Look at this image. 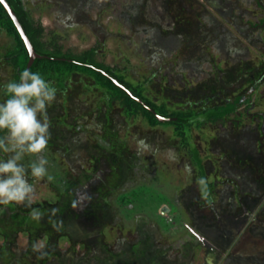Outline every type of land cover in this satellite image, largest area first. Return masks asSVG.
Masks as SVG:
<instances>
[{
  "label": "rangeland",
  "instance_id": "rangeland-1",
  "mask_svg": "<svg viewBox=\"0 0 264 264\" xmlns=\"http://www.w3.org/2000/svg\"><path fill=\"white\" fill-rule=\"evenodd\" d=\"M23 2L47 47L95 50L98 63L129 80L150 79L149 94L170 106L201 109L245 96L251 107L194 131L207 181L216 182L207 199L172 127L127 119L120 103L76 75L48 109L51 179L29 177L32 204H59L71 186L88 204L111 142H123L131 162L104 198L100 225L77 217L52 236L20 232L7 259L0 236V264H264V0ZM12 44L0 32V101L15 73L5 61ZM121 196L131 201L122 205Z\"/></svg>",
  "mask_w": 264,
  "mask_h": 264
},
{
  "label": "trees",
  "instance_id": "trees-1",
  "mask_svg": "<svg viewBox=\"0 0 264 264\" xmlns=\"http://www.w3.org/2000/svg\"><path fill=\"white\" fill-rule=\"evenodd\" d=\"M6 1L15 12L26 36L40 56L34 61L31 71L39 72L61 92H66L70 80L76 75L82 74L91 78L95 82V86L104 92L107 102L111 104L120 103L127 119L143 118L151 128L172 127L174 134L181 139V147L187 151L191 159L195 175L200 180L203 194L207 199H212L216 182L207 181V169L204 158L201 157L200 150L194 142V131L201 129L208 123L230 119L243 105L248 110L251 107L250 98L244 99L245 96H239L227 100L224 104L202 107L201 109L170 106L167 101L157 100L149 94L150 79L142 82L129 80L125 74L117 69L98 63L95 59V50L74 55L65 53L62 47L56 43L52 44V49L47 47L42 38L44 28L34 23L23 0ZM0 32H4L13 41L11 49L5 54V61L15 71L12 81L18 80L21 71L28 68L30 53L18 27L1 1ZM6 98L4 91V100ZM123 145V142H111L108 155L105 156L107 167L103 176L104 179L92 188L94 196L88 204H80L78 199L80 189H73L71 186L70 191L64 192L62 199L60 197L59 204L49 201L46 204L40 202L32 204V208L39 209L42 213L38 220L32 218L30 215L31 208L26 205H0V236L6 239L7 244L2 252L5 258L7 259L11 253L13 238L20 232L29 231L32 236L36 237L44 231V233L52 236L54 233H62L61 229L67 222L72 218L77 220V217L80 220H85V223L88 221L87 227L100 225L106 215V211H103L105 209L104 198L111 192L112 189L109 188L118 182L121 174L126 170L124 165L131 162L130 158L126 159L123 156L122 150L126 148ZM112 152L118 153V157H114ZM107 176H109L108 180ZM93 178L95 177L93 176ZM130 199V196L119 197L122 205L125 204V201L129 203ZM53 209L56 210L55 214H53Z\"/></svg>",
  "mask_w": 264,
  "mask_h": 264
},
{
  "label": "clouds",
  "instance_id": "clouds-1",
  "mask_svg": "<svg viewBox=\"0 0 264 264\" xmlns=\"http://www.w3.org/2000/svg\"><path fill=\"white\" fill-rule=\"evenodd\" d=\"M2 87L7 98L0 101V152L7 158H0V205H26L38 220L42 213L32 208L35 188L29 177L51 179L46 158L51 137L48 109L56 102L58 90L30 69ZM26 156L35 157L27 167ZM40 247L34 245V251Z\"/></svg>",
  "mask_w": 264,
  "mask_h": 264
},
{
  "label": "water",
  "instance_id": "water-1",
  "mask_svg": "<svg viewBox=\"0 0 264 264\" xmlns=\"http://www.w3.org/2000/svg\"><path fill=\"white\" fill-rule=\"evenodd\" d=\"M1 3L5 6V8L8 10L9 14L11 15L13 21L15 22L16 26L18 27L21 35H22V38L23 40L25 41L26 43V46L29 50V53H30V62L28 64V68L27 69H30L32 68L33 66V63L34 61L39 58L40 56L36 53L32 43L30 42V40L28 39V37L26 36V33L24 32V29L23 27L21 26L15 12L13 11V9L11 8V6L9 5V3L6 1V0H0Z\"/></svg>",
  "mask_w": 264,
  "mask_h": 264
}]
</instances>
